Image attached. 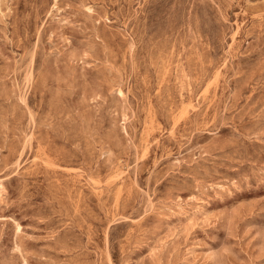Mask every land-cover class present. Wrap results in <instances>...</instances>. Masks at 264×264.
Returning <instances> with one entry per match:
<instances>
[{
  "label": "rangeland",
  "instance_id": "rangeland-1",
  "mask_svg": "<svg viewBox=\"0 0 264 264\" xmlns=\"http://www.w3.org/2000/svg\"><path fill=\"white\" fill-rule=\"evenodd\" d=\"M0 264H264V0H0Z\"/></svg>",
  "mask_w": 264,
  "mask_h": 264
},
{
  "label": "bare ground",
  "instance_id": "bare-ground-1",
  "mask_svg": "<svg viewBox=\"0 0 264 264\" xmlns=\"http://www.w3.org/2000/svg\"><path fill=\"white\" fill-rule=\"evenodd\" d=\"M199 209V208H198Z\"/></svg>",
  "mask_w": 264,
  "mask_h": 264
}]
</instances>
